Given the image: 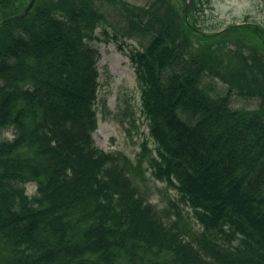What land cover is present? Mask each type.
I'll return each mask as SVG.
<instances>
[{
    "label": "trees",
    "instance_id": "obj_1",
    "mask_svg": "<svg viewBox=\"0 0 264 264\" xmlns=\"http://www.w3.org/2000/svg\"><path fill=\"white\" fill-rule=\"evenodd\" d=\"M29 2L0 0V21ZM178 2L36 0L0 25V264H264V26L216 32ZM133 37L155 143L135 158L94 138L96 42Z\"/></svg>",
    "mask_w": 264,
    "mask_h": 264
},
{
    "label": "rangeland",
    "instance_id": "obj_2",
    "mask_svg": "<svg viewBox=\"0 0 264 264\" xmlns=\"http://www.w3.org/2000/svg\"><path fill=\"white\" fill-rule=\"evenodd\" d=\"M130 1L144 3L146 0ZM202 4L204 9L199 16L206 26L221 30L231 23L243 22L244 19L264 25V0H202ZM98 47L101 54L98 62L101 88L99 123L94 138L105 150H123L135 158L142 149L141 142L148 137L149 128L141 113V91L134 68L115 43H101ZM205 80L206 84L212 86L213 92L227 89V85L219 79L207 77ZM259 102L258 98L248 96L235 99L232 104L238 108H255ZM5 135L11 137L10 132H5ZM147 177L146 183L152 191L153 202L163 207L169 204V199L176 198L174 190L156 181L148 170ZM27 188L31 194L36 192L32 183Z\"/></svg>",
    "mask_w": 264,
    "mask_h": 264
},
{
    "label": "water",
    "instance_id": "obj_3",
    "mask_svg": "<svg viewBox=\"0 0 264 264\" xmlns=\"http://www.w3.org/2000/svg\"><path fill=\"white\" fill-rule=\"evenodd\" d=\"M34 1H35V0H32V1L30 2L28 8H27L26 10H24V13L27 12V11L31 8V6L33 5ZM2 23H3V22H2Z\"/></svg>",
    "mask_w": 264,
    "mask_h": 264
}]
</instances>
